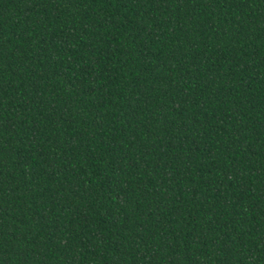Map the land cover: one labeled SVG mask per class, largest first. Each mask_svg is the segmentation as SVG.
<instances>
[{"label": "trees", "instance_id": "trees-1", "mask_svg": "<svg viewBox=\"0 0 264 264\" xmlns=\"http://www.w3.org/2000/svg\"><path fill=\"white\" fill-rule=\"evenodd\" d=\"M0 264H264V0H0Z\"/></svg>", "mask_w": 264, "mask_h": 264}]
</instances>
